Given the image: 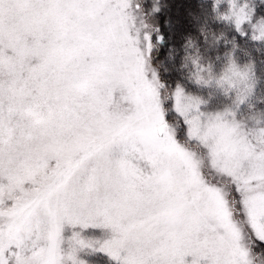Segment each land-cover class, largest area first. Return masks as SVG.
<instances>
[{
  "label": "snow or ice",
  "instance_id": "obj_1",
  "mask_svg": "<svg viewBox=\"0 0 264 264\" xmlns=\"http://www.w3.org/2000/svg\"><path fill=\"white\" fill-rule=\"evenodd\" d=\"M0 264H264V0H0Z\"/></svg>",
  "mask_w": 264,
  "mask_h": 264
}]
</instances>
